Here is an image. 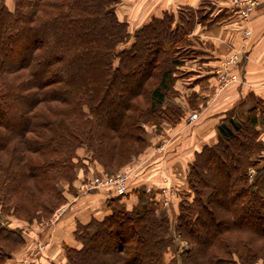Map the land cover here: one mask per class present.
Masks as SVG:
<instances>
[{"label":"trees","instance_id":"obj_1","mask_svg":"<svg viewBox=\"0 0 264 264\" xmlns=\"http://www.w3.org/2000/svg\"><path fill=\"white\" fill-rule=\"evenodd\" d=\"M121 1L0 0V264L25 243L2 218L49 220L76 193L85 158L112 174L147 148L146 123L158 134L196 108L195 91L176 101V83L203 53L190 34L213 22L203 9L214 3L164 10L130 31ZM239 116L194 152L174 222L157 216L159 190L150 200L143 185L105 191L107 212L76 224L64 264H264L263 100L251 97ZM175 237L187 246L167 263Z\"/></svg>","mask_w":264,"mask_h":264},{"label":"crops","instance_id":"obj_2","mask_svg":"<svg viewBox=\"0 0 264 264\" xmlns=\"http://www.w3.org/2000/svg\"><path fill=\"white\" fill-rule=\"evenodd\" d=\"M202 1L122 0L117 13L121 20L128 23V28L132 31L146 23L152 16L160 15L164 10L175 11L181 6L196 7ZM229 1L211 0L218 10L226 9L225 15L218 21L195 24L190 37L194 46L203 50V53L185 62L186 69L191 71V74L181 77L176 83L180 93H185V95L190 91L197 93L196 109L199 105L198 102L210 99L197 112L202 116L193 126L176 136L177 141L169 148V154L160 159L159 164L146 168L147 171L140 177L139 173H135L138 180L140 179L136 184L150 187L157 192L174 182L171 176L176 172L174 169L179 171V173L176 172V177L180 184L186 182L187 164L191 162L195 151L205 144L216 141L217 124L225 116L238 119L241 109L238 106L246 98L250 99L255 96L262 99L264 104V0H256V5L250 13L251 35L247 41L242 40V32L236 28L235 15L232 9L229 10ZM234 49L244 51L243 57L234 69L239 75V80L217 93L214 87L215 69L220 60ZM185 84L187 89L183 91ZM181 121L175 125L177 128L182 123ZM187 125L189 124L184 123L182 128L179 126L181 129L176 131V134ZM175 126H168V128ZM263 126L260 138L264 141ZM106 197L104 189L79 194L76 191L74 195H69L67 203L61 207L57 217L50 218L47 225L40 228L32 226V229L26 233L25 245L16 250L17 261H22L26 250H28V240L35 237V239L45 242V249L33 257L24 258L26 259L24 262H28V264H64L63 246L65 244L77 246L73 236L76 224L87 222L91 216L101 218L107 212ZM125 199L127 202L136 200L132 193H129ZM7 262L5 263L7 264Z\"/></svg>","mask_w":264,"mask_h":264},{"label":"rangeland","instance_id":"obj_3","mask_svg":"<svg viewBox=\"0 0 264 264\" xmlns=\"http://www.w3.org/2000/svg\"><path fill=\"white\" fill-rule=\"evenodd\" d=\"M5 3L7 4L8 8L12 9L11 8L13 6L12 0H5ZM119 4L116 6V12L119 9V6H121ZM220 9L221 10H218V8L215 4H211V6H209V7L206 6L203 9V11L208 10L210 12V14L208 13L209 18H213V21H218L222 16L225 15V10H223V8H220ZM117 15H118V13H117ZM192 44H194V43L192 42ZM194 49H196V48H194ZM189 50H190V48H189ZM179 73H181L183 75L185 73H187V69H186L185 65L183 67H181V70H179ZM235 73L238 75L237 72H235ZM238 77H239V75H238ZM177 86H178V84H177ZM228 86H230V83L228 85H226L225 87L220 89L218 82L215 79L214 87L216 88L217 93L220 92L221 90H223L224 88L228 87ZM183 89H184L183 91H186V89H187L186 84L183 85ZM187 92H189V90H187ZM184 97H186L185 93H180V97H179V99L177 98L176 101L179 100L184 105H186ZM209 100L206 99V100L198 102L199 105L197 106V109L196 108L194 109L196 111L190 112L189 110H187L186 114L181 119L182 123L178 125V128H177V126H175L174 128H168V125H163L161 132L158 134H155L153 126H151V124L146 123L145 124V129H146L145 137H147V139H149V142H150L149 145L143 151V153H141L137 158L133 159L128 165L120 168L119 170L114 171L112 174H115V173L120 172L122 170L130 172L129 179L127 181V190H130L132 187H136L138 185L136 183H138V181L140 179L138 180V178L135 176V173L136 172L139 173V177H140L144 172L147 171L146 168H148L149 166L154 167L157 164H159L160 159L165 157L166 154H169V150H170L169 148L175 143V141H177L176 136L178 134L186 131L189 127L193 126L199 120V118L202 115H199L197 112H199L201 107L203 108L205 106V103L207 104V102ZM250 103H251V98L250 99L246 98L244 100L243 105L238 106V107L239 108H245V106L249 105ZM192 113H195V114L197 113L198 116L191 118ZM235 117H236V115H235ZM184 123H188L189 125L184 127L179 133L176 134V131L181 129L183 127ZM176 128H177V130L174 131V129H176ZM78 153L80 154V156L86 155V152L83 149H81V150L79 149ZM85 159H86L85 162L88 165V170L83 171L82 168H78L77 171H79V172H78V175H77V177L74 181V184H73V187H75V192L77 191L78 194H79L80 187L83 184L82 180H84L86 178V180L84 181V182H86L88 177L104 174L102 172V168L100 165H98L94 161H93V163H89L90 160H88L87 158H85ZM263 163H264V161H263ZM174 170L179 173V171H177L176 169H174ZM176 172H174V175L173 174L171 175L173 177L172 181H174V182L172 184L170 183V184H168V186H166V187H168L167 189H168L169 194H170L168 196L169 197V204L165 207H164V205L159 204L158 208H157V216H159V217L166 216V217L171 218V220H173L177 215V207H176L177 200H179L180 197L185 196V193L187 192L186 182L180 184L179 179H177V177H176ZM248 173L250 175L253 174L254 169L249 167ZM75 182H77V183L75 184ZM59 186L63 190H65L67 188L66 187L67 184L64 181H60ZM105 191H108V190H105ZM148 198H149V200L151 199L149 196H148ZM160 199H159V203H161ZM60 209L61 208H59L58 210H60ZM58 210H56V211H58ZM54 214H55V212H54ZM54 214L52 217H54ZM49 220L42 221L41 223L37 222V221H33L30 224H27L25 222H22L20 220L15 219V217L9 215V216L2 218L1 223L4 225H8L11 228L20 229L22 231L23 237L26 238L25 235H26V233L29 232L30 229H32L31 228L32 226H36L37 228H40L42 226L47 225ZM173 222H174V220H173ZM37 230H39V229H37ZM37 243H44L45 244V242H42L41 240L35 239V237L33 239H30V241L28 240V245H29L27 248L28 250H26L22 261H20V260L17 261V259H18L17 258L18 256H16L17 252L15 253V251H14L11 253V256L7 260L8 261L7 264H19V263L28 264V262H24L27 259L26 257H28V258L33 257L34 255L42 252L45 249V247H44L43 249L36 250ZM24 245H25V243H24ZM186 246H187V243L185 241L180 240L178 237H175L174 246L167 249V251L164 254L165 261L168 263L169 261L174 260L176 258L177 251H179L180 248L182 249ZM30 253L32 254L31 256H30ZM24 258H26V259H24ZM4 264H6V263H4ZM255 264H263V263H262V261H257V263H255Z\"/></svg>","mask_w":264,"mask_h":264},{"label":"built area","instance_id":"obj_4","mask_svg":"<svg viewBox=\"0 0 264 264\" xmlns=\"http://www.w3.org/2000/svg\"><path fill=\"white\" fill-rule=\"evenodd\" d=\"M232 11L235 15L234 23L236 28L242 32V40L247 41L251 35L250 13L253 7L256 5V0H230ZM244 51L240 49H234L228 55L220 60L219 65L215 69V78L218 82L219 88H223L229 83L238 81V75L234 71L238 65L241 57H243ZM196 117V114H191V118ZM130 172L120 171L115 174L96 175L88 177L87 181L80 187L79 193H88L95 189H104L112 191L115 194L124 195L127 193V181L129 179ZM147 194H150V198L155 195V192L150 187H145ZM160 205L167 206L169 204V191L166 187L159 190ZM55 211L54 218L59 215V212ZM44 243H37L36 250L43 249ZM32 254L30 253V256Z\"/></svg>","mask_w":264,"mask_h":264}]
</instances>
